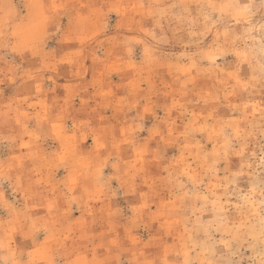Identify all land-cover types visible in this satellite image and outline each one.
Masks as SVG:
<instances>
[{
	"label": "rangeland",
	"instance_id": "1",
	"mask_svg": "<svg viewBox=\"0 0 264 264\" xmlns=\"http://www.w3.org/2000/svg\"><path fill=\"white\" fill-rule=\"evenodd\" d=\"M0 264H264V0H0Z\"/></svg>",
	"mask_w": 264,
	"mask_h": 264
}]
</instances>
